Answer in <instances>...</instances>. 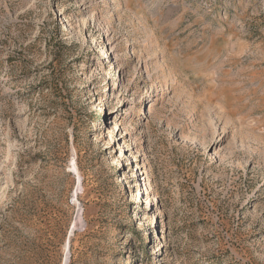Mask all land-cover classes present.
I'll list each match as a JSON object with an SVG mask.
<instances>
[{
    "label": "rangeland",
    "instance_id": "obj_1",
    "mask_svg": "<svg viewBox=\"0 0 264 264\" xmlns=\"http://www.w3.org/2000/svg\"><path fill=\"white\" fill-rule=\"evenodd\" d=\"M0 264H264V0H0Z\"/></svg>",
    "mask_w": 264,
    "mask_h": 264
},
{
    "label": "bare ground",
    "instance_id": "obj_2",
    "mask_svg": "<svg viewBox=\"0 0 264 264\" xmlns=\"http://www.w3.org/2000/svg\"><path fill=\"white\" fill-rule=\"evenodd\" d=\"M146 201V200H145Z\"/></svg>",
    "mask_w": 264,
    "mask_h": 264
}]
</instances>
